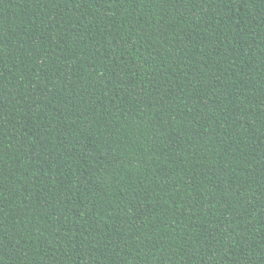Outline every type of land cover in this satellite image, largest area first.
<instances>
[{
	"label": "trees",
	"instance_id": "1",
	"mask_svg": "<svg viewBox=\"0 0 264 264\" xmlns=\"http://www.w3.org/2000/svg\"><path fill=\"white\" fill-rule=\"evenodd\" d=\"M0 264H264V0H0Z\"/></svg>",
	"mask_w": 264,
	"mask_h": 264
}]
</instances>
